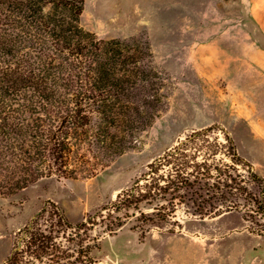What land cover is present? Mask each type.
Instances as JSON below:
<instances>
[{"label": "rangeland", "instance_id": "obj_1", "mask_svg": "<svg viewBox=\"0 0 264 264\" xmlns=\"http://www.w3.org/2000/svg\"><path fill=\"white\" fill-rule=\"evenodd\" d=\"M80 23L100 39L146 41L165 106L137 134L135 148L94 176L43 178L0 197V264L16 233L50 203L72 226L96 221L86 225L82 262L69 264H264V216L230 181L201 182L171 203H142L122 227L106 232L117 195L145 184L149 164L194 132L210 129L208 141L224 145L217 160L230 163L224 153L233 147L264 181V0H84ZM248 170L237 165L230 173L259 196ZM59 235L61 250L76 257L79 241Z\"/></svg>", "mask_w": 264, "mask_h": 264}, {"label": "trees", "instance_id": "obj_2", "mask_svg": "<svg viewBox=\"0 0 264 264\" xmlns=\"http://www.w3.org/2000/svg\"><path fill=\"white\" fill-rule=\"evenodd\" d=\"M83 9L84 0H0L1 198L43 178L94 176L99 166L135 148L137 134L165 106L163 79L151 63L148 43L98 38L81 26ZM209 131L180 141L149 164L140 179L145 184L137 182L118 194L112 205L116 217L109 215L106 232L122 227L140 204L171 203L181 192L210 180L236 183V190H245L264 216L263 179L233 147L232 153H224L230 163L217 160L224 145L211 144ZM205 146V155L199 156ZM237 165L249 169L259 196L249 194L231 175ZM152 175L153 183L146 178ZM87 224L92 227L96 221L72 226L50 203L16 233L6 264L81 263L89 248L82 245L89 238ZM66 232L68 244L79 241L76 257L69 247L61 250L59 234Z\"/></svg>", "mask_w": 264, "mask_h": 264}]
</instances>
